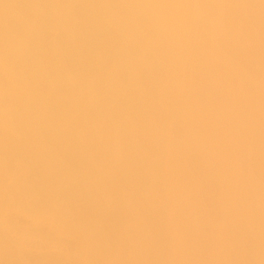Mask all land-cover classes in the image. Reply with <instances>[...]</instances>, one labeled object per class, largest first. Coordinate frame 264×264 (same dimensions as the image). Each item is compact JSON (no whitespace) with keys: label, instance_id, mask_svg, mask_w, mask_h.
<instances>
[{"label":"bare ground","instance_id":"obj_1","mask_svg":"<svg viewBox=\"0 0 264 264\" xmlns=\"http://www.w3.org/2000/svg\"><path fill=\"white\" fill-rule=\"evenodd\" d=\"M0 57L78 264H264V0H0Z\"/></svg>","mask_w":264,"mask_h":264},{"label":"rangeland","instance_id":"obj_2","mask_svg":"<svg viewBox=\"0 0 264 264\" xmlns=\"http://www.w3.org/2000/svg\"><path fill=\"white\" fill-rule=\"evenodd\" d=\"M34 38H33V37ZM31 37H29V39H28V41L30 42V43H28V41H27V43H26V46L28 45V48L26 47V52H25V54H24V60H25V62H26V60L28 61L27 63H29V61H32L33 59V55L36 53H38V51L39 50H37V49H40L41 48V38H38V36H37V39H35L36 38V34H34V35H32ZM52 37H47V39H48V41H50V39H51ZM31 39V40H30ZM53 40V39H52ZM57 40H59V39H57ZM32 42V43H31ZM38 44H39V46H38ZM31 46V47H30ZM30 50V51H29ZM37 50V51H36ZM35 51V52H34ZM1 58V57H0ZM26 58V59H25ZM29 58V59H28ZM2 59V58H1ZM1 65H0V67H2V65H4L3 63H0ZM14 65V64H13ZM18 64H16V66H17ZM11 66H12V64H11ZM10 66V67H11ZM15 66V65H14ZM13 66V67H14ZM14 67L15 69H17L18 70V66L17 67ZM12 68V67H11ZM11 68H10V70H11ZM16 70V71H17ZM0 71H2L3 72V68H0ZM15 70H11V72H14ZM15 71V72H16ZM2 72H0V74H1V76L5 79V81H4V83H3V78L0 76V78H2V79H0V85L1 86H4L5 84L7 85V82H8V84L9 83H11V81H12V79H11V77H9V76H5L4 75V72L2 73ZM10 80V81H9ZM3 84V85H2ZM11 85V84H10ZM5 87H8L9 89L11 88V87H9V85H7V86H5ZM1 89H0V106H1V108H0V122H2V119H5L4 117L6 116V114L8 113V112H11V111H14V109H15V107L17 106V105H15V104H17V102L18 101H16V99L14 98V97H12V96H9L10 94H9V90H7L6 92L9 94H7L6 92H4L3 93V89L4 88H2V87H0ZM7 88V89H8ZM6 90V89H5ZM2 91V92H1ZM5 93H6V95H5ZM2 97V98H1ZM4 98V99H3ZM9 99V100H8ZM13 100V101H12ZM3 102V103H2ZM16 102V103H15ZM2 103V104H1ZM10 103V104H9ZM9 104V105H8ZM9 106V107H8ZM10 108V109H9ZM8 111V112H7ZM5 112V113H4ZM2 115V116H1ZM3 115H4V117H3ZM1 125H4V122H2V124H0V145H1V137H2V132H3V130L4 129H7L8 131H10L11 132V134H12V132L14 131V128L13 127H7V128H3V126L1 127ZM13 128V129H12ZM2 130V131H1ZM15 132L16 131H14V134H15ZM10 136H12V135H10ZM14 136V135H13ZM0 149H1V146H0ZM3 151H1L0 150V180H1V183H0V186H1V188H0V215L2 216L0 219V264H65V262H66V264H68L69 263V261H70V263L69 264H74L75 263V261H76V263L78 264L79 263V261H81L80 260V258L78 257L79 256V254H80V251H79V249L77 250L78 252H76L77 253V256H75V254H74V251H76V247L78 248V246H76V244H75V241H73V240H71V238H70V235L69 236H67L68 234L66 233L67 231V229H65V233H66V236L64 235V233L63 234H58V231L60 232V233H62L64 230H62L64 227L63 226H65V225H63L62 223H61V221H59V220H57V218L56 217H54V213L52 212V209H53V207L51 206V205H47L45 202L46 201H44V200H46L45 198H47V197H45V195H46V193H45V195H44V197H40V196H43V193H42V191H41V189H39L40 190V193H39V190L37 189L39 186H37L38 184V182H36V179H37V177H36V179L34 180V178H33V180L30 182V180L29 179H31L32 178V174L34 175L36 172H38V171H36V172H33L32 171V167H34V165L32 166L31 164H33V163H31L30 164V160L27 162V164H26V162L24 163V161L22 160L21 161V159H23V158H17V159H15L14 157H13V155H12V157H11V154L9 153L10 152V150H8V151H5V152H3ZM9 153V155H8V153ZM10 156V157H9ZM25 156V155H24ZM23 156V157H24ZM8 158V160H7V158ZM26 157V156H25ZM25 161H27L26 159H25ZM16 162H18V163H16ZM5 163V164H4ZM10 164H12V165H10ZM26 164V165H25ZM31 166V168H30V166ZM14 166H16V168L14 169ZM18 166V167H17ZM11 167V168H10ZM13 167V168H12ZM19 168V169H18ZM21 168V169H20ZM11 169V170H10ZM35 169V168H34ZM59 169H60V171H59ZM59 169H57L58 171H56V175L57 176H61V173L59 174V172H61V168H59ZM14 170H16L15 172H14ZM11 171V172H10ZM8 172V173H7ZM10 172V173H9ZM2 173H3V175H7V177H5V176H3L2 177ZM5 173V174H4ZM7 173V174H6ZM29 173V174H28ZM27 174V175H26ZM41 174V173H40ZM17 175V176H16ZM24 175V176H23ZM30 177H29V176ZM38 175V174H37ZM25 176L27 177V179L25 178ZM35 176H36V174H35ZM39 177H41L42 178V176H39ZM9 178V179H8ZM6 179V180H5ZM17 179V180H16ZM19 179V180H18ZM39 179V178H38ZM14 180V181H13ZM16 180V181H15ZM40 180V179H39ZM18 181V182H17ZM21 181V182H20ZM12 182V183H11ZM14 182V183H13ZM16 182V183H15ZM35 182V183H34ZM41 182V181H40ZM10 183H11V185H10ZM33 183V184H32ZM12 184H14L13 186H12ZM17 184H19V185H17ZM32 184V185H31ZM35 184H36V186H35ZM41 183H39V185H40ZM17 185V186H16ZM22 185V186H21ZM19 186V187H18ZM34 186H35V188H34ZM5 187V188H4ZM16 187V189H14ZM35 189H33V188ZM12 188H13V190H12ZM18 188V189H17ZM24 188V189H23ZM2 189V190H1ZM3 189H4V191H3ZM12 190L11 192H10V190ZM6 190V191H5ZM21 191V192H19V191ZM1 191H3L2 193H1ZM16 191H17V193H16ZM25 191H27V192H25ZM36 191H38V192H36ZM13 192L15 193L14 194V196H13ZM18 192L19 193H21V194H18ZM7 194V196H6V194ZM12 193V194H11ZM25 193V194H24ZM27 193V194H26ZM39 193V194H38ZM3 194V195H2ZM11 196H10V195ZM17 194H18V196H17ZM24 194V195H23ZM42 194V195H41ZM25 195H26V197H25ZM48 195V194H47ZM9 196L11 197V200H9L10 198H9ZM20 196H22V197H20ZM15 197H18V198H15ZM20 198V200L22 201V200H24L25 202H23L22 201V203H21V201L20 200H18ZM23 198V199H22ZM27 198H30V199H27ZM42 198H44V199H42ZM49 198V197H48ZM47 198V199H48ZM17 199V201H15ZM27 199V200H26ZM15 202H14V201ZM33 202H32V201ZM43 200V201H42ZM50 200V199H49ZM19 201H20V204H19ZM30 201V202H29ZM38 201V202H37ZM40 201V202H39ZM42 201V202H41ZM16 202H18V203H16ZM45 204H44V203ZM14 203V204H13ZM15 203H16V205L17 204H19V205H23V203H24V205H25V207L24 206H20L19 208L18 207H16V205H15ZM26 203V204H25ZM28 203V204H27ZM30 203H33L34 204V206L35 205H37L38 203V205H37V207L40 205H42V203H43V207L45 206H49L48 208H50L49 210H50V212H49V210H48V212H47V214L46 215H43V214H45L46 213V211H47V209L48 208H45V209H42V207H40V209H38L39 210V212H41V211H43V213L41 212V214H39V217L37 216V214H38V211H37V208H36V212H34L35 210V208L33 209V212H31L32 210V208H33V204H30ZM36 203V204H35ZM57 203V202H56ZM31 205L32 206V208L30 209V206H27L26 207V205ZM48 204H49V202H48ZM19 205H17V206H19ZM58 206V205H57ZM29 207V208H28ZM52 207V208H51ZM22 208H26V210H24V209H22ZM27 208H28V211H27ZM22 209V210H21ZM29 210H31V211H29ZM54 210V209H53ZM28 212H29V215H28ZM51 212H52V214H51ZM37 213V214H36ZM31 214V215H30ZM35 214V215H34ZM50 216H49V215ZM34 215V216H33ZM40 215H41V217H43V216H46V218L44 217V220H49V221H51V222H53L54 221V219H55V221L56 222H58V225H57V223L54 221V223H51V225L54 227V228H56V230L57 231H51L50 230V228H48L49 226H51L50 225V223L49 222H45L44 220H39L37 223H35V225H34V223H32V219L36 216V217H38V218H41L40 217ZM53 215V216H52ZM33 216V217H32ZM5 225V229H3L4 227H3V224ZM31 223V224H30ZM42 223V224H41ZM44 223V224H43ZM45 224L48 226H45ZM61 224V225H60ZM62 226L61 228H59L58 226ZM32 226H33V228H32ZM42 226V227H41ZM7 227V228H6ZM35 227V228H34ZM46 229H45V228ZM57 227H58V229H57ZM38 228V229H37ZM42 228V229H41ZM49 229V230H48ZM33 230V231H32ZM36 230H37V232H36ZM45 232H44V231ZM32 231V232H31ZM36 233H35V232ZM40 231V232H39ZM46 233V234H45ZM49 235H48V234ZM53 234H55V235H53ZM46 237V238H45ZM53 237H55V239L56 240H54V238ZM57 237V238H56ZM69 239H68V238ZM49 238H53V239H49ZM62 238H64V239H62ZM62 239V240H61ZM64 240V241H63ZM50 241V242H49ZM53 241H54V243H53ZM56 241V242H55ZM70 241H72V242H70ZM58 242V243H57ZM62 242V243H61ZM65 242V243H64ZM68 242H69V246H68ZM61 243V244H60ZM67 243V244H66ZM74 243V244H73ZM52 244V245H51ZM55 244V245H54ZM71 244V245H70ZM3 245V246H2ZM58 245V246H57ZM65 245H66V247H65ZM76 246L75 247V249H74V247L73 246ZM64 246V247H63ZM4 247V248H3ZM58 247V248H57ZM71 247H73V248H71ZM59 248H61V249H59ZM62 248H63V250H62ZM67 248H69V249H67L68 251H66V249ZM62 250V251H61ZM64 251H65V253H64ZM63 252V253H62ZM72 253V254H71ZM67 256H65V255ZM65 257H64V256ZM75 256V257H74ZM79 258V259H78ZM75 259H77V260H75ZM63 260V261H62ZM65 261V262H64ZM68 261V262H67ZM75 263V264H76Z\"/></svg>","mask_w":264,"mask_h":264}]
</instances>
